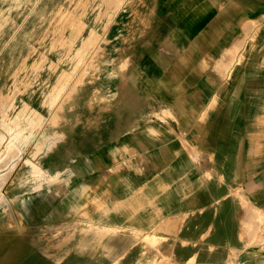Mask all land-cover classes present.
<instances>
[{"label": "crops", "instance_id": "0c3cea01", "mask_svg": "<svg viewBox=\"0 0 264 264\" xmlns=\"http://www.w3.org/2000/svg\"><path fill=\"white\" fill-rule=\"evenodd\" d=\"M143 4L115 76L79 97L87 120L41 155L79 179L72 209L49 210L71 221L46 251L14 234L9 264H215L208 246L264 211V0Z\"/></svg>", "mask_w": 264, "mask_h": 264}, {"label": "rangeland", "instance_id": "374dc122", "mask_svg": "<svg viewBox=\"0 0 264 264\" xmlns=\"http://www.w3.org/2000/svg\"><path fill=\"white\" fill-rule=\"evenodd\" d=\"M96 1L99 0H0V94L3 95H0V113L2 114L0 117H3L1 106L3 101L4 104H8L10 101L12 104H16L9 111L4 112V117L11 121L12 126L14 122L21 125L26 123H22L24 118L16 113V110H21L24 107L25 101L45 115L43 126L37 131V134L30 137V134L25 133L17 141L23 154L20 153L18 157L20 155L21 157L14 159L16 165L14 168L18 164L19 166L13 172L7 186L9 196L14 201L11 207L4 205L0 208V264H5V261H8L9 264L11 253L9 240L14 234L23 236L26 232H31L30 236L36 243L37 251H41L42 247L46 251L48 246L49 248L53 246L47 243L57 234L52 223L59 221L61 224L72 219L71 211L64 214H53L49 210L60 208L68 211L72 209L74 200L72 194L74 189L78 190L79 188V179L73 177L72 166L66 167L60 172L49 173V161L45 164L40 162V147L52 136L58 135L63 139L65 134L70 137L74 127H79L82 120L86 119L80 116V110L87 109L89 103L85 102L84 106L79 108V97H86L87 101L90 86L94 87L97 80L103 81L106 77L110 79L115 76V74L109 73L107 68L115 66L116 62L120 61L123 33L125 34V45L131 44V38L127 37V31L131 34L139 24L142 26L145 7L143 0H123L118 7L114 4L109 5L108 8L110 12L112 11L109 16L107 15L110 12L106 14L107 17L102 15L100 18H95L97 15L95 16L93 13H96L94 7ZM77 5L78 8H76ZM82 9L85 11L83 12ZM67 12L71 18L67 17ZM65 16L69 20L67 18L65 20ZM70 19L74 20H72L74 24ZM65 21L72 27L68 23L67 26H64L66 25ZM81 22L82 24L78 26ZM83 24L84 28H82ZM75 25L77 26L75 27ZM63 26L65 28H62ZM241 27V45L242 47L247 45L246 52L241 56V60L244 61L247 59L246 55L250 47L254 46L255 38L253 37L251 46L248 45L251 40L249 23L244 22ZM89 28L95 30L94 36L98 39H92L94 43L92 42V45L87 49L81 47L85 51L82 52L79 47L89 35ZM98 33L100 36L97 35ZM75 34H77L76 37ZM64 40L65 42H63ZM64 43L66 44L64 45ZM75 51L77 54L82 52L84 58H79L80 55L75 54ZM73 53L77 56L73 57ZM77 58L82 63L79 62L80 66L78 65L74 70L72 79L49 109L47 104L53 98L46 92L48 93L51 87L55 86L58 74H61L64 69L71 70L74 65L73 61L78 62ZM94 90L95 88H93V93ZM13 127L15 129V126ZM0 129L2 130V127ZM49 145V148L52 149L58 144L52 142ZM15 152L16 149L11 151L10 155L13 156ZM9 158L10 156L5 160H0V163L7 164L3 167L6 172L10 171L9 169L14 170L10 168V164L14 160ZM53 167L56 165L53 164ZM11 172L5 173L6 175L4 174L1 178L5 177L3 180L6 181L11 176ZM19 226H24V229ZM263 233L264 211L256 215L244 227L238 228L236 237L232 239L235 240V243L222 247L209 245V258L214 260L215 264H264ZM207 236H210V230L207 232ZM11 247L14 251V247ZM16 248L21 250L23 246L17 243ZM54 264L58 263L54 262ZM60 264H72V262L65 260Z\"/></svg>", "mask_w": 264, "mask_h": 264}, {"label": "bare ground", "instance_id": "6f19581e", "mask_svg": "<svg viewBox=\"0 0 264 264\" xmlns=\"http://www.w3.org/2000/svg\"><path fill=\"white\" fill-rule=\"evenodd\" d=\"M85 1H89V0H85ZM92 1V0H91ZM123 0H102V1H96L94 4V7H95V9H96V13H93V15L95 14V16L97 15V17H95V18H100V16H102V15H105L106 16V14L108 13V12H110V10H109V8L108 7H110L112 4H114L115 6H119L120 4H121V2H122ZM128 1V0H127ZM94 2V1H93ZM84 3V2H83ZM88 3V2H87ZM124 3V2H123ZM220 3H222V2H220ZM93 4V3H92ZM224 4V3H223ZM110 5V6H109ZM216 5H218L217 3H216ZM86 7V6H85ZM92 7V6H91ZM113 7V6H112ZM112 7H111V9H112ZM64 8V7H63ZM76 8H78V5H77V7ZM69 9V8H68ZM67 9V10H68ZM114 9H116L115 7H114ZM65 10H66V8H65ZM76 10V9H75ZM90 10V9H89ZM109 10V11H108ZM119 10V9H118ZM56 11V10H55ZM69 11V10H68ZM71 11V10H70ZM82 11H83V9H82ZM85 11V10H84ZM83 11V12H84ZM115 11V10H114ZM64 12V11H63ZM93 12V11H92ZM112 12V11H111ZM111 12L107 15V16H109L110 14H111ZM62 13V12H61ZM68 13L69 12H67V17L69 16L70 17V15H68ZM75 13H76V11H75ZM75 13H70V14H75ZM79 13V12H78ZM64 14V13H63ZM55 15V14H54ZM77 16V15H76ZM80 16V15H79ZM78 16V17H79ZM106 16V17H107ZM53 17V16H52ZM66 16H65V20H66V18H67ZM61 18H62V16H61ZM60 18V19H61ZM71 18V17H70ZM74 18L76 19V17L74 16ZM80 18H81V16H80ZM59 19V20H60ZM68 19V18H67ZM79 19V18H78ZM82 19H84V18H82ZM86 19V18H85ZM87 19H90V18H87ZM111 19V18H110ZM245 19V18H244ZM69 20V19H68ZM71 20V19H70ZM73 20V19H72ZM71 20V21H72ZM109 20V19H108ZM61 21V20H60ZM64 21V20H63ZM62 21V22H63ZM74 21V20H73ZM72 21V22H73ZM84 21V20H83ZM82 21V22H83ZM66 22V21H65ZM79 22H80V19H79ZM82 22L81 23H79L78 24V26L80 25V24H82ZM93 22V21H92ZM67 23L68 22H66V25H64V26H67ZM71 23V22H70ZM84 23V22H83ZM89 23V22H88ZM104 23V22H103ZM69 24V23H68ZM73 24H74V22H73ZM72 24V25H73ZM76 24V23H75ZM95 24V23H94ZM61 25V24H60ZM70 25V24H69ZM85 25H86V23H85ZM91 25V24H90ZM62 26V25H61ZM62 27V28H65V27ZM71 26V25H70ZM74 26V25H73ZM77 25H75V27H76ZM103 26V25H102ZM60 27V26H59ZM69 27V26H68ZM72 27V26H71ZM79 28V27H78ZM81 28V27H80ZM82 28H84V24H83V26H82ZM81 28V29H82ZM88 28V27H87ZM97 28V27H96ZM71 29V28H70ZM80 29V30H81ZM90 29V28H89ZM89 29H88V31H89ZM103 29V28H102ZM72 30H73V28H72ZM98 30V29H97ZM74 31V30H73ZM78 31H79V29H78ZM77 31V33H79V34H81V32H78ZM94 29L93 28H91L90 29V33H89V35L87 36V38H85V40L84 41H82L81 43H82V45L79 47L80 49H81V47H86V49L87 48H89L91 45H92V39H94V38H96V39H98L96 36H94L95 35V33H94ZM86 32V31H85ZM102 33V32H101ZM64 34V33H63ZM70 34V33H69ZM68 34V35H69ZM72 34V33H71ZM70 34V35H71ZM76 35L77 34H75V37H76ZM97 35H99V33L97 34ZM94 36V37H93ZM100 36V35H99ZM65 37V36H64ZM102 37V36H101ZM61 38V37H60ZM73 38H74V35H73ZM62 39V38H61ZM60 39V40H61ZM65 39V38H64ZM68 39V38H67ZM67 39H66V41H67ZM79 39V38H78ZM96 39H94V40H96ZM70 40V39H69ZM76 41V40H75ZM62 42V41H61ZM63 42H65V40L63 41ZM96 42V41H95ZM94 43V42H93ZM63 44V43H62ZM66 43H64V45H65ZM75 44V43H74ZM63 45V46H64ZM71 45H72V43H71ZM69 47V46H68ZM71 47V46H70ZM67 48V47H66ZM78 48V49H79ZM70 49V48H69ZM77 49V50H78ZM79 49V50H80ZM35 50H36V48H35ZM91 50V49H90ZM89 50V51H90ZM80 51H84L83 49H81ZM233 51V50H232ZM67 52H69L68 51V49H67ZM66 52V53H67ZM82 52H81V54H80V52H79V54H77L76 53V51L74 52L75 54H77V55H80L79 56V58H81L82 59ZM85 52V51H84ZM230 52V51H229ZM73 53V57H74V54ZM77 55H75V56H77ZM84 56H85V54H84ZM243 56V55H242ZM27 57V56H26ZM70 58V57H69ZM84 58V57H83ZM26 59V58H25ZM74 59V58H73ZM71 60H72V57H71ZM77 63H75L74 61H73V63H74V65H73V67H71V70L69 69H64V71H62L61 72V74H58L59 76H58V78H57V81H55V86L52 88L51 87V90L47 93L46 92V94L47 95H50V97L51 98H53L52 99V101H51V99H50V101L51 102H48V104H47V106H48V108L50 109L51 108V106L53 105V104H55V101H56V99L58 98V96L63 92V90L65 89V87H66V85L68 84V82L72 79V77H73V74L75 73L74 72V70L78 67V65L80 66V64H79V62H81L80 61V59H78L77 58ZM83 61H84V59H83ZM82 63V62H81ZM72 64V63H71ZM63 69V68H62ZM82 71V70H81ZM229 90V89H228ZM1 96H3L2 94H0ZM3 98V97H2ZM61 99V98H60ZM2 102V101H1ZM4 102V101H3ZM2 102V108H3V110H2V112H3V117H0V127H2V130L0 129V160H5V159H7L9 156H10V158L12 159V160H14V159H16V158H20L21 157V155H20V157H18L19 156V154L20 153H22V149L19 147V145L17 144V141L20 139V137H22L23 136V134H25V133H27V134H30V137L33 135L34 136V134H37V131L41 128V126H43V123H44V118H45V115L41 112V111H39L37 108H35V107H33V106H31L30 104H29V102H24L23 104H24V107L21 109V110H16V113L18 114V115H20L21 117H23L24 118V121L22 122V123H25L24 125H21L20 123H16V122H14V125L13 126H15V129H14V127L12 126V124H11V121L10 120H8V119H6L5 117H4V112L6 113L7 111H9L11 108H12V106H16V104L15 103H13L12 104V102L10 103V102H8V104H4ZM6 102H7V100H6ZM12 104V105H11ZM15 104V105H14ZM44 104V103H43ZM58 106V105H57ZM28 111V112H27ZM0 115H2L1 113H0ZM5 116H7V115H5ZM26 136V135H25ZM24 136V137H25ZM27 137H28V135H27ZM26 137V138H27ZM25 139V138H24ZM28 139V138H27ZM60 140H62V138H61V136H52L51 138H48V140L46 141V143L45 144H43L41 147H40V153H41V155L43 156V155H47V153H48V155L49 154H51V152H53V149L54 148H52V149H50L49 147H50V143H52V142H55L56 144H58L59 143V141ZM25 144V143H24ZM21 145V144H20ZM52 145V144H51ZM57 146V145H56ZM25 147V146H24ZM14 149H16V152H15V154L12 156V154L10 155V152L11 151H13ZM26 150V149H25ZM9 154V155H8ZM23 154V153H22ZM47 155V156H48ZM41 156V157H42ZM46 156V157H47ZM9 158V159H10ZM23 158V157H22ZM19 160H21V159H19ZM44 161V160H43ZM9 162V161H8ZM27 162V161H26ZM5 163V162H4ZM0 163L1 165H0V208L2 207V206H4V205H8V206H10L11 207V204L13 203V201H14V199L13 198H10L11 196H9L10 194H9V192L7 191V186H8V184H9V180H11L10 178L12 177V174H14L13 172H15L16 170H17V168H18V166H19V164L17 165V167L16 168H14L16 165H15V160H14V162L13 163H11L10 164V168H13L14 170L12 171L11 169H9L10 171H8V172H11V176H9V178L6 180V181H4L3 180V178H5V177H3V178H1L5 173H8V172H6V170H4L3 169V167H5V166H7V164L5 163ZM27 164V163H26ZM29 164V163H28ZM65 167V166H64ZM59 170V169H58ZM40 172V171H39ZM44 172V171H43ZM46 172V171H45ZM40 174V173H39ZM6 175V174H5ZM53 177H55L54 175H53ZM7 178V177H6ZM58 178V177H57ZM62 178V177H61ZM51 179V178H50ZM49 181V180H48ZM65 181V180H64ZM60 183V182H59ZM62 184V183H61ZM57 186H60V185H57ZM56 188V187H55ZM62 188V187H61ZM59 190H60V188H59ZM30 195V194H29ZM16 196V195H15ZM12 197H14V196H12ZM21 198V197H20ZM17 200V199H16ZM22 200V199H21ZM25 200V199H24ZM18 204V203H17ZM40 204V203H39ZM34 206V205H33ZM34 208V207H33ZM11 209V208H10ZM14 209H16V208H14ZM13 210V209H12ZM12 212V211H11ZM13 216V215H12ZM28 218V217H27ZM14 220V219H13ZM2 224V223H1ZM16 227H18L17 225H16ZM1 228V227H0ZM19 228H22V229H24V226H19ZM23 231V230H22ZM262 240H263V235H262ZM6 263L8 262V261H5ZM5 263V264H6ZM8 264V263H7Z\"/></svg>", "mask_w": 264, "mask_h": 264}, {"label": "built area", "instance_id": "2783aa9c", "mask_svg": "<svg viewBox=\"0 0 264 264\" xmlns=\"http://www.w3.org/2000/svg\"><path fill=\"white\" fill-rule=\"evenodd\" d=\"M262 243H263V247H264V233H263V240H262Z\"/></svg>", "mask_w": 264, "mask_h": 264}]
</instances>
